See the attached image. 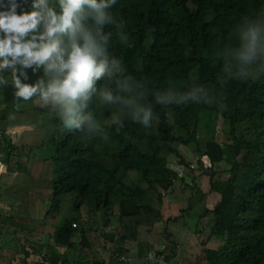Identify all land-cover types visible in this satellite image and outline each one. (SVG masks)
<instances>
[{
  "label": "trees",
  "instance_id": "16d2710c",
  "mask_svg": "<svg viewBox=\"0 0 264 264\" xmlns=\"http://www.w3.org/2000/svg\"><path fill=\"white\" fill-rule=\"evenodd\" d=\"M49 3L59 11L58 0ZM107 11L101 48L122 71L102 76L89 91L79 115L90 114L94 127L66 125L58 106L39 94L16 97L11 69L0 72V180L14 175L1 197L11 210L0 214L7 228L1 243L43 241V264H150L158 232L167 264H184L179 247L192 240L199 247L188 256L192 264H264V56L244 78L223 71L240 26L264 17V0H115ZM24 72L23 83L47 80L43 65ZM125 78L131 92L119 86ZM101 89L150 109L148 125L131 119L120 101L103 102ZM167 92L175 98L157 103ZM29 114L42 117L40 131L21 119ZM21 182L24 188L14 189ZM43 201L50 205L40 217L35 207ZM174 206L177 212L168 214ZM187 217L197 220L193 234Z\"/></svg>",
  "mask_w": 264,
  "mask_h": 264
},
{
  "label": "clouds",
  "instance_id": "9594fccd",
  "mask_svg": "<svg viewBox=\"0 0 264 264\" xmlns=\"http://www.w3.org/2000/svg\"><path fill=\"white\" fill-rule=\"evenodd\" d=\"M113 3L115 0H58L57 11L49 0H27V7L25 0H0V72L11 69L14 95L27 101L39 94L45 104L58 106L61 117H67L66 125L79 128L87 122L89 128L94 127L91 115H79V111L89 91H96V80L111 77L114 70L122 71L119 61H109L101 48V41L107 39L101 29L111 22L107 9ZM88 19L90 25L83 23ZM238 39L237 47L226 50L223 71L244 78L252 63L264 56V17L245 21L238 29ZM42 65L47 80L37 79L31 84L21 81L20 77L27 79L24 69L35 72ZM4 83L0 76V85ZM119 86L125 92L132 91L127 78ZM197 91L200 89L194 93ZM97 94L105 103L120 101L131 119L148 125L151 110L138 105L133 96H114L108 89ZM174 98L167 92L157 95L156 102ZM8 118L13 117L10 114Z\"/></svg>",
  "mask_w": 264,
  "mask_h": 264
},
{
  "label": "rangeland",
  "instance_id": "374dc122",
  "mask_svg": "<svg viewBox=\"0 0 264 264\" xmlns=\"http://www.w3.org/2000/svg\"><path fill=\"white\" fill-rule=\"evenodd\" d=\"M0 106H2V104L0 103ZM3 107V106H2ZM21 119L24 121V120H27L28 122V126L27 127H30L31 129L33 130H37V131H40V126H42V117H39V118H35L33 116V114H29V115H24L21 117ZM25 122V121H24ZM222 127H223V123L222 121H218V124H217V135H218V138L219 140H223V134H222ZM225 127V126H224ZM16 130V129H15ZM7 133H10L12 136V140L13 142H15V135H16V131H14L13 129L6 131ZM1 133V131H0ZM208 133H207V130L205 128L204 125H202L200 127V132H199V137L201 140H204L208 137ZM182 150L188 155V158L189 159H192L191 161L193 162V164L197 167V158L195 157L194 154H192L187 148H182ZM26 157H24L25 159ZM171 169H173L174 171H176L180 176H184L183 175V168L181 165H178L176 163H171L168 165ZM199 169V166L197 167ZM7 177L9 179H6V178H3L0 180V212H3L5 213L6 210L9 208L8 207V204L6 202H4L1 197H3L5 195V191L10 188L12 186V178H14V175H11V176H8ZM23 177V176H22ZM185 181L188 182L189 184L191 183V180L189 178H185ZM198 183L201 187L205 188L207 186V177H205V175L201 174L198 176ZM25 186V183L24 182H21V183H18V184H15L14 186V189L16 190H21L23 189ZM12 188V187H11ZM3 194V195H2ZM49 202L48 201H43V202H38L37 205H36V211L35 213L38 215V216H44L46 214V212L49 210ZM169 213H176L177 212V207H173V208H169ZM98 220L99 222L98 223V227L100 229H102V226H103V216L102 214H100V216H98ZM185 225L188 227V229L190 230V233L193 234L195 231V227L197 225V220L196 218L194 217H187L186 218V221H185ZM160 230V229H159ZM194 231V232H193ZM189 234L185 233L183 235V241L185 242L188 238H189ZM183 242V243H184ZM164 246H165V243L161 240V237L159 236V233L157 232L155 234V237L152 239V242H151V245H150V251H149V254H148V261L150 264H154V262L152 261V258L155 256V254L161 250V249H164ZM182 250V252H180V260L179 261H182L184 262V264H192L193 263V259H189L188 256L189 255H192V252H196L198 251L197 249H199V247L197 245H195V241L192 240L190 245L187 246V247H179V250ZM40 253H44V252H40Z\"/></svg>",
  "mask_w": 264,
  "mask_h": 264
},
{
  "label": "crops",
  "instance_id": "0c3cea01",
  "mask_svg": "<svg viewBox=\"0 0 264 264\" xmlns=\"http://www.w3.org/2000/svg\"><path fill=\"white\" fill-rule=\"evenodd\" d=\"M10 208L5 213L0 212L2 215H10ZM6 227L0 225V236L1 233H6ZM13 234V233H11ZM1 238H4L1 236ZM5 243H1L0 240V264H37L35 258L40 252L43 251V241H28L23 244L20 241V237H8ZM6 245L5 247H1ZM8 245V246H7ZM58 250L63 253L67 247L65 245H57ZM4 250V253L2 251ZM44 254V253H43ZM7 257V260L4 258Z\"/></svg>",
  "mask_w": 264,
  "mask_h": 264
},
{
  "label": "built area",
  "instance_id": "2783aa9c",
  "mask_svg": "<svg viewBox=\"0 0 264 264\" xmlns=\"http://www.w3.org/2000/svg\"><path fill=\"white\" fill-rule=\"evenodd\" d=\"M117 256V254H116ZM37 264H43L45 262V254L39 253L37 257L35 258ZM120 260H127L125 257H121ZM152 261L154 264H167L165 254L163 252V249L159 250L155 256L152 258ZM56 264H61V261H59Z\"/></svg>",
  "mask_w": 264,
  "mask_h": 264
}]
</instances>
